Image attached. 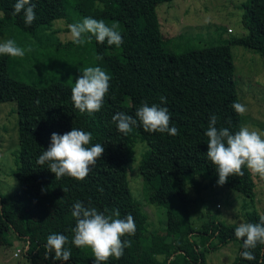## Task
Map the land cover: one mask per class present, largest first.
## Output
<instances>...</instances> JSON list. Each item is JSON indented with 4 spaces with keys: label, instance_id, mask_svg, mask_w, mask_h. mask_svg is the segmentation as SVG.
<instances>
[{
    "label": "trees",
    "instance_id": "obj_1",
    "mask_svg": "<svg viewBox=\"0 0 264 264\" xmlns=\"http://www.w3.org/2000/svg\"><path fill=\"white\" fill-rule=\"evenodd\" d=\"M173 1L79 0L71 5L67 0H32L36 19L27 26L23 12L13 15L16 0H0V25H12L29 35L57 19L90 16L117 22L123 36L119 48L101 45L93 38L95 66L106 70L111 81L101 111L91 116L75 109L72 86L57 81L45 86L19 81L8 64V56H0V104L14 102L19 117L17 167L12 176L21 185L15 197L0 192V223L28 247L23 252L28 264H94L91 250H81L71 243V230L76 224L71 212L77 201L91 204L99 211L119 209L121 218L128 214L134 218L136 234L126 237L132 246L125 249L121 259H110L107 264H207V252L231 242L239 245L231 264H264V245L253 251L255 259L242 258L243 241L235 237L236 226L208 216L200 229H194L185 190L190 175L219 179L207 159L205 133L210 117L216 115L217 127H228L233 133L242 125V116L231 107L240 102L231 48L240 46L264 58V0H247L242 4L245 35L232 38L227 44L182 54L162 49L165 37L156 9ZM98 3L103 5L102 9L97 7ZM98 55L103 59L97 60ZM161 96L167 98L161 106L169 109L170 127L175 126L178 135L147 133L142 126L134 127L127 136L117 130L112 120L115 114L135 118L142 102L149 106L160 104ZM73 127L91 132L92 143H100L105 149L83 182L69 177L57 180L47 165L37 164L38 157L51 143L52 133L63 135ZM136 143L146 145L138 170L147 202L162 209L165 216V228L151 232L148 215L132 196L128 184ZM243 171V176L229 177L224 185L252 198V174L246 168ZM63 188H67L66 193ZM260 216L250 214L246 222L258 223ZM53 233L68 238L69 261H55L54 253H47V237ZM202 239L206 243L201 249L198 240ZM9 246L6 235L0 232V247ZM187 247H193L195 253L190 254ZM156 256H161L162 261Z\"/></svg>",
    "mask_w": 264,
    "mask_h": 264
},
{
    "label": "rangeland",
    "instance_id": "obj_2",
    "mask_svg": "<svg viewBox=\"0 0 264 264\" xmlns=\"http://www.w3.org/2000/svg\"><path fill=\"white\" fill-rule=\"evenodd\" d=\"M75 5L79 0H67ZM247 0H174L158 5L156 12L165 37L162 49L165 52L182 54L189 50L227 44L232 38L246 34L242 28L241 6ZM84 17L57 19L39 29L34 35L17 30L12 25H0V42L13 39L17 45L28 49L23 59L7 57L8 64L19 81L35 86L62 82L73 87L84 67L95 66L93 39L82 46L74 44L69 36L68 24ZM1 19V18H0ZM109 26L113 22L104 20ZM235 67V82L240 103L247 112L242 115V124L264 131V58L240 46L231 48ZM2 56V55H0ZM6 61V62H7ZM19 117L14 102L0 104V192L15 197L21 185L12 174L15 171L18 150ZM145 145V144H144ZM142 143L133 147L129 164L128 184L132 196L147 213L148 231L165 228L164 211L147 202V194L138 166L145 149ZM255 185L252 198H246L227 186H220L218 179L202 175H190L185 181L189 219L194 229H200L213 216L226 225L238 226L246 222L250 214L264 215V178L252 174ZM0 232L10 242L9 247H0V264H28L24 258V243L0 223ZM205 240H198L202 249ZM239 245L231 242L216 251L206 253L207 264H231ZM21 253L15 257V251ZM190 254L193 247H187ZM161 262L162 257L156 256Z\"/></svg>",
    "mask_w": 264,
    "mask_h": 264
},
{
    "label": "clouds",
    "instance_id": "obj_3",
    "mask_svg": "<svg viewBox=\"0 0 264 264\" xmlns=\"http://www.w3.org/2000/svg\"><path fill=\"white\" fill-rule=\"evenodd\" d=\"M36 5L32 0H16L13 15L23 12L24 22L31 26L36 19ZM103 8L102 4H97ZM69 36L76 45L90 43L93 38L103 45L119 48L123 44V36L119 24L113 22L111 26L103 19L85 17L81 21L68 24ZM27 50L18 46L13 39L0 42V55L13 59H23ZM102 60V56H97ZM81 75L75 80L71 88L72 103L81 114L89 116L101 111L105 97L109 93L111 76L99 66L84 67ZM160 104L149 106L142 102L136 110L135 118L125 113H117L112 117L117 130L127 136L134 127H143L147 133H167L178 135L175 126L170 127L171 115L167 107L165 96L160 97ZM39 104V101H36ZM239 115H244L247 108L240 102L231 106ZM218 118L212 115L205 135L208 138L207 159L218 173V184L223 186L229 177L243 176V169L249 173L264 178V131L253 129L250 125L242 124L238 131L232 132L228 127H217ZM91 132L73 127L63 135L52 133L51 143L38 157L37 164L55 174L56 179L64 177L83 182L90 174L97 161L104 154V147L100 143H92ZM66 193L67 188H63ZM103 191V189H101ZM71 215L76 224L72 228L74 234L71 243L81 250H91L94 264H107L110 259H121L125 249L132 246V241L126 237H133L137 227L131 214L121 218L119 209L99 211L96 207L85 205L81 201L74 203ZM235 237L243 241L244 251L241 256L245 260L255 259L253 251L258 245H264V215L259 217L258 223L241 222L235 228ZM68 238L63 234L53 233L47 237V253H54L55 261L67 262L71 258V251L66 247Z\"/></svg>",
    "mask_w": 264,
    "mask_h": 264
},
{
    "label": "built area",
    "instance_id": "obj_4",
    "mask_svg": "<svg viewBox=\"0 0 264 264\" xmlns=\"http://www.w3.org/2000/svg\"><path fill=\"white\" fill-rule=\"evenodd\" d=\"M20 253H21V250H20V249H17V250L15 251L14 256L17 257Z\"/></svg>",
    "mask_w": 264,
    "mask_h": 264
},
{
    "label": "crops",
    "instance_id": "obj_5",
    "mask_svg": "<svg viewBox=\"0 0 264 264\" xmlns=\"http://www.w3.org/2000/svg\"><path fill=\"white\" fill-rule=\"evenodd\" d=\"M229 244H230V243H229ZM227 245H228V244H227ZM227 245H226V246H227Z\"/></svg>",
    "mask_w": 264,
    "mask_h": 264
}]
</instances>
